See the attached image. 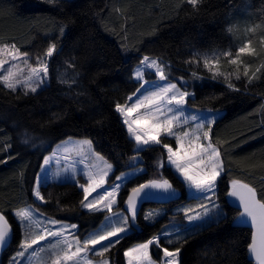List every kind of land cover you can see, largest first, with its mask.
I'll return each mask as SVG.
<instances>
[{
    "label": "trees",
    "instance_id": "obj_1",
    "mask_svg": "<svg viewBox=\"0 0 264 264\" xmlns=\"http://www.w3.org/2000/svg\"><path fill=\"white\" fill-rule=\"evenodd\" d=\"M246 23L253 26L249 38L255 54L243 55L244 63L228 76L213 74L204 65V55L218 53L226 63L230 56L223 53H236V28ZM61 25L66 26L63 34ZM261 38L264 0H199L195 8L188 0H60L59 4L0 0V44H14L30 53L33 62L47 61L50 74L49 84L36 92L12 91L0 83V212L14 228L1 264L20 248L23 229L14 213L21 208L33 206L47 216L76 223L80 236L97 228L110 213L89 212L80 204L85 165L95 160L91 153L84 164L72 154L69 161L81 169L74 178L61 179L54 161L48 168L44 165L45 158L64 159L63 148L82 140L92 141V150L112 164L109 185L133 168H144L124 181L113 211H128L126 202L132 189L153 179H167L180 190L179 198L170 204H146L136 211L130 231L105 253L111 264H128L124 253L129 248L167 231L173 221L178 222L173 230H182L160 236L159 245L150 246L152 261H163L164 248L175 251L179 247V264H256L248 250L253 231L236 224L240 208L231 203L229 192L231 181L238 179L255 187L264 200ZM52 43L56 51L47 57ZM145 56L161 61L165 82L147 70L142 81L136 79ZM141 83L145 85L142 93L167 83L190 93L180 106L181 119L186 117L187 123L174 131H191L203 123V131L221 152L224 171L216 183L218 212L214 218L186 229L182 210L175 211L197 197L188 194L190 186L168 162L163 145L175 150L174 136L161 135V144L142 151L129 136L116 105H131L141 94L137 92ZM59 152L62 154H55ZM37 186L43 201L34 195ZM155 208L162 209V215L145 219L148 210ZM218 213L226 219L217 223Z\"/></svg>",
    "mask_w": 264,
    "mask_h": 264
},
{
    "label": "snow or ice",
    "instance_id": "obj_2",
    "mask_svg": "<svg viewBox=\"0 0 264 264\" xmlns=\"http://www.w3.org/2000/svg\"><path fill=\"white\" fill-rule=\"evenodd\" d=\"M60 0H48L50 4H59ZM199 0H188L194 8L198 4ZM64 25L60 27V33L65 31ZM261 42L264 43V38H261ZM56 44L52 43L45 53L47 57H52L56 51ZM255 49L251 47V41L245 42L241 47L236 50V55L229 63L238 65L240 63V57L242 55H254ZM224 56H232V53L224 52ZM28 54L26 52L21 53L18 48L13 44L11 46L5 45L0 47V83H3L5 87L16 91L17 86L21 85L25 89L31 92H36L37 87L45 82V78L48 75V67L46 63H43L39 59L37 60V66L28 68L26 76L23 75L24 69L20 68L18 64H11L5 68V64H8V59L12 61L20 60L23 58V64L28 65ZM218 62V57L213 56L211 58ZM142 64L147 68L155 69L156 75L161 81L167 80L164 68L157 60H149V57L143 58ZM205 67L213 70V65L210 64L209 58H204ZM259 71V69H257ZM222 75V73H219ZM244 74L247 76L248 69L245 67ZM195 75V74H193ZM23 77V78H21ZM137 80H143V71L137 70L135 73ZM239 79V75L236 76ZM251 79V77H249ZM229 87H233L229 84ZM144 83H141L140 88L137 89L138 93H141L130 107L116 105V111L123 116V123L127 126L129 136L134 139L137 150L142 151L146 147L152 145L161 144L159 137L161 135L174 136L178 147L174 150L168 144H164L163 147L167 149L168 162L175 167V170L183 177V180L191 188H195L199 193H212L215 194L216 183L218 177L224 171V164L221 160L220 150L209 140V133L203 131L205 125L199 123L196 128L191 131H183L177 133L174 129L181 123H187V118L181 119L183 112L180 110V106L185 103V97L190 93L186 91H180L176 84L167 83L162 86H156L154 90H145ZM146 93V94H145ZM27 94V92L25 93ZM133 95H136L134 93ZM132 98L129 97V100ZM143 110V111H141ZM135 112L133 117L130 114ZM193 120L197 117L193 116ZM209 122V126H210ZM208 140L207 144L202 143L201 140ZM68 142L66 141L65 144ZM65 153L64 159L69 160L74 153L75 156L80 157L79 163L84 164L87 159V154L91 153L95 156L97 163L91 165H85L86 171L83 173L86 177V183L81 184L80 187L83 190L84 198L80 202L81 207L87 209L89 212L108 211L112 212L113 205L116 203V196L120 190V184H113L111 190H104L102 193L97 192L98 189H103L107 183V178L112 171V164L109 163L103 156L95 153L92 150V141L82 140L75 142L71 147H64ZM55 155V154H54ZM51 158H45L44 165L47 166L50 163ZM132 159H137L133 157ZM162 166V164L160 165ZM73 176H75L77 169L75 167V161L69 166ZM117 181L126 179V175L122 174L115 178ZM149 189L160 190L164 193L174 192L172 184L167 179H153L145 184H141L132 189L131 195L127 199L128 211L131 212V217H122L123 225H127L129 219L135 221L136 217V204L138 199H144L153 195L152 192L147 191ZM93 193H97L94 197ZM34 195L37 199L43 201L44 197L41 195L39 186L34 190ZM229 196L235 197L239 202V207L243 208L237 218V223H250L254 229L252 234L251 243L248 245V250L251 256L256 260V264H264V200L258 198L257 189L248 183H244L241 180L233 179L231 181V191ZM92 197V199H89ZM210 199V197H207ZM199 207L203 208V213H195L189 215L188 213L193 211L192 209H186L185 215L191 220H199L202 215H207L208 210L204 205ZM14 215L18 218L21 226L25 229L26 235L21 241L20 247L22 251L18 252V256H24L25 252L32 249L34 245H37L39 241L46 240L47 237H56L55 243L49 244V248L52 250V262L51 264H91V260L87 259V254L94 251L96 245L101 244L102 241H109L108 245H102L103 252L109 250V246L119 243V239L111 240L110 238L119 237L121 233L126 232V227H111L109 230L103 233H93L81 242L80 239L74 238L68 239L65 235L67 226L53 231L34 216L33 211L25 208L17 210ZM218 219H226L222 214H217ZM151 213L149 214V217ZM149 217H145L148 219ZM108 219V217H106ZM50 224H57L55 220H49ZM75 228V225L71 226ZM38 229L39 231H36ZM11 235V228L8 220L4 215L0 214V247H3L8 238ZM160 237H153L145 243H141L133 248H129L124 255L128 258V264H153V261L149 255V249L152 245H159ZM179 241V237H178ZM168 243H173L171 239ZM89 246H92L91 248ZM58 250V252L56 251ZM44 251L43 248L40 249ZM179 252L180 248L177 247L175 251H169L167 248L163 249L164 257L166 258L164 264H179ZM102 254V253H98ZM32 255H36L33 252ZM107 264V262H105Z\"/></svg>",
    "mask_w": 264,
    "mask_h": 264
},
{
    "label": "rangeland",
    "instance_id": "obj_3",
    "mask_svg": "<svg viewBox=\"0 0 264 264\" xmlns=\"http://www.w3.org/2000/svg\"><path fill=\"white\" fill-rule=\"evenodd\" d=\"M252 28H253V26L250 23H246V24H243L241 26L240 25L237 26L236 32L239 35V42H238L237 49L239 47H241L245 42L250 41L249 35L251 33ZM5 45L11 46L13 44H0V47H3ZM263 45H264V43H263ZM251 47L253 49H255V47L252 44H251ZM16 48H18V47L16 46ZM19 51L21 53L25 52V51H22L20 49H19ZM27 54H28V56H27L28 65H24L23 64V58L20 59V60L12 61V60H10V58L5 57V59H8L9 62H8V64H5L4 67L7 68L13 63L18 64L20 66V68L24 69L23 75L26 76L27 73H28L29 66H31V67H36L37 66V61L33 62L32 61V55L30 53H27ZM235 55H236V53L233 54L232 56H230L226 63H224L223 61L220 60L221 55L218 54V53H208V54H205L203 58H205V57L209 58L210 64L213 65V70L211 71L213 74L222 73L223 75H227L228 76L230 73L234 72V70H235V68H237V66L241 65L242 63H244L243 55L240 57V63L238 65H233V64L229 63V61L232 58H234ZM213 56L218 57V62L211 59ZM149 60H157V61H159L161 63V61L159 59H156V58H149ZM40 61H42L43 63L47 64V61H45V60H40ZM142 66L140 68H138L137 70L143 71V74L145 73L146 70L150 71L152 73H155V69L147 68L144 64ZM161 66L164 68L162 63H161ZM47 67H48V65H47ZM228 68H232V69H228ZM231 70H233V71H231ZM155 75H156V73H155ZM21 78H23V77H21ZM165 81H161V82H165ZM49 82H50V74H49V69H48V75L45 78V82L40 84L39 87H37V90H39L42 87H44L45 85L49 84ZM17 88H24V87H22L21 85H18ZM130 106L131 105H128V107H130ZM55 154H62V152L61 153L60 152L59 153H55ZM89 158L91 159V157H89ZM89 158H87L86 160L90 161ZM50 161H52V162L54 161L56 163L55 166L57 167V171L60 174L59 177L61 179H63V178H74L76 176V174H75V176H73V173L71 172L70 167H69L72 164V161L64 160L62 158H58L57 156L52 157L50 159ZM94 163H97L96 159L94 160ZM49 164L46 166V168L49 167ZM75 167L77 169L76 173H78V171H80L81 169L79 168V166H77L76 163H75ZM143 169H144L143 167L133 168L129 172L125 173L126 179L121 180V181H116L114 184L118 183L122 187L124 185V181L125 180L131 178L133 175H135V173H138V172L142 171ZM112 185L113 184L109 185L108 183H106L104 185V188H108L109 191H110ZM121 187H120V189H121ZM97 192H101L102 193L103 191L98 189ZM214 192H215L214 195L212 193H199V192H197V190L195 188H191L190 187V191H189L188 194L197 197V200L194 201V202L185 204V205H183L181 207H178V209L175 210V211H181L182 210L183 217H184V220H185V223H186L185 224L186 229H188V228H190V227H192V226H194L196 224H201V223L209 220L210 218H214V217H212V215L218 212L217 211L218 210L217 209L218 208V202L215 199L216 193H217V186H216ZM117 197H118V194L116 196V203L113 205V207L117 204ZM207 197H210V199H208ZM200 205H204L206 207V209L208 210V214L207 215H202L201 219H199V220L194 219V220L190 221L187 218V216L185 215V210L186 209H192L193 210V211L188 213L189 215H194L195 213H203L204 209L199 207ZM25 208H28V209L32 210L34 216L36 218H38L44 224V226H46L47 228H49V229H51L53 231L59 230L60 228H62L64 226H67V231L65 232V235L68 236V239L72 240L74 238H78V239L81 240V242H83V240L87 239L90 236V234L103 233L104 231L109 230L111 227L124 226L127 229L125 233H127V232L130 231V227H131V224H132V220L131 219H129V222H128L127 225H123V223H122V217H131L129 215L128 211H126L125 209L117 210V211H113L112 210V212L109 213L106 216V217H108V219L105 218L104 221L97 228L93 229L92 231H90L85 236H80L78 234V225L76 223L68 222V221H64V220H58L56 218L47 216V215L43 214L42 212L38 211L33 206H26V207L21 208V209H25ZM150 213H151V217H154V216L157 217V216L162 215L163 210L162 209H157V208L150 209V210H148V213L146 214V216L149 217ZM49 220H55L58 223L53 225V224L48 223ZM72 225H75L76 227L72 228L71 227ZM177 225H178V222H176V221L171 222L169 225H167V231H164L163 233L158 235V237L163 236V235L171 236L175 232H179L180 229L173 230L175 227L177 228ZM22 229H23V234H22V240H23L24 236L26 235V232H25V229L23 227H22ZM36 231H39V230L36 229ZM125 233H121L119 236H121L122 234H125ZM117 238L118 237H113V238H110V239L114 241ZM56 239H57L56 237H47L46 240L39 241V243L37 245H34L32 249H29L27 252H25V255L22 256V257L17 255L18 252L22 251V249L20 247L19 250L10 258V260L7 261L6 264H51L53 256H52V250L49 248V244L55 243ZM108 244H109V241H102L101 244H98V245L95 246L94 251H91V252H89L87 254V259L91 260V264H105V262H107V264H111L110 257L105 254L106 252H103V248H102V245H108ZM89 247L91 248L92 246H89ZM41 248L44 249L43 252L40 251ZM110 248H111V246H109V249ZM56 251L58 252V250H56ZM33 252H36V255H32ZM98 253H102V254H98ZM165 259L166 258L164 257V259H163V261L161 263H156L153 260V262H154L153 264H164Z\"/></svg>",
    "mask_w": 264,
    "mask_h": 264
},
{
    "label": "water",
    "instance_id": "obj_4",
    "mask_svg": "<svg viewBox=\"0 0 264 264\" xmlns=\"http://www.w3.org/2000/svg\"><path fill=\"white\" fill-rule=\"evenodd\" d=\"M140 158V156L137 157V159ZM148 182V181H147ZM147 182H144L142 184H145ZM170 182V181H169ZM243 182V181H242ZM171 183V182H170ZM246 183V182H244ZM172 184V183H171ZM141 185V184H140ZM139 186V185H138ZM137 186V187H138ZM136 188V187H135ZM172 188L174 189V192H170V193H164L160 190H156V189H149L147 191H150L153 193V195H151L150 197H147V198H144V199H138L137 200V204H136V211H140L144 205L146 204H170L174 201H176L179 196H180V190L178 187H176L175 185L172 184ZM231 191V189H230ZM132 193V192H131ZM131 195V194H130ZM259 198V196H258ZM229 199L231 201V203L237 207H239V202L238 200L235 198V197H231L229 196ZM260 199V198H259ZM240 208V212L239 214L237 215L236 217V221H237V218L239 217L240 213L243 211V208L242 207H239ZM0 214L4 215L3 213L0 212ZM5 216V215H4ZM5 218L8 220V223L10 225V228H11V235L10 237L8 238L7 240V243L3 246V247H0V264L2 262V258H3V254L5 252V250L10 246L12 240H13V235H14V228H13V225L12 223L9 221V219L5 216ZM235 221V222H236ZM135 222V221H134ZM237 225L239 226H245V227H249L252 229V231H254V229L251 227L250 223H237ZM251 256V255H250ZM251 258L255 261L256 263V260L253 256H251Z\"/></svg>",
    "mask_w": 264,
    "mask_h": 264
}]
</instances>
